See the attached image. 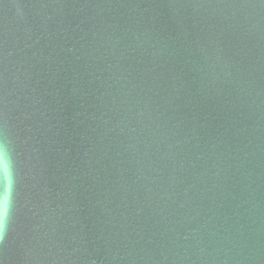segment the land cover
<instances>
[{
    "label": "water",
    "instance_id": "obj_1",
    "mask_svg": "<svg viewBox=\"0 0 264 264\" xmlns=\"http://www.w3.org/2000/svg\"><path fill=\"white\" fill-rule=\"evenodd\" d=\"M0 264H264V0H0Z\"/></svg>",
    "mask_w": 264,
    "mask_h": 264
}]
</instances>
